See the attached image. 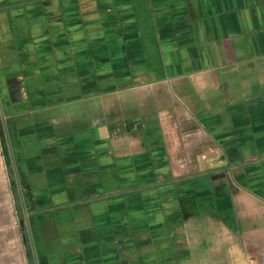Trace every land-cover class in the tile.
<instances>
[{
	"label": "crops",
	"instance_id": "0c3cea01",
	"mask_svg": "<svg viewBox=\"0 0 264 264\" xmlns=\"http://www.w3.org/2000/svg\"><path fill=\"white\" fill-rule=\"evenodd\" d=\"M0 102V264H264V0H0Z\"/></svg>",
	"mask_w": 264,
	"mask_h": 264
},
{
	"label": "rangeland",
	"instance_id": "374dc122",
	"mask_svg": "<svg viewBox=\"0 0 264 264\" xmlns=\"http://www.w3.org/2000/svg\"><path fill=\"white\" fill-rule=\"evenodd\" d=\"M0 128H1L2 132L4 133L5 132V124L3 121V108H2L1 102H0Z\"/></svg>",
	"mask_w": 264,
	"mask_h": 264
},
{
	"label": "trees",
	"instance_id": "16d2710c",
	"mask_svg": "<svg viewBox=\"0 0 264 264\" xmlns=\"http://www.w3.org/2000/svg\"><path fill=\"white\" fill-rule=\"evenodd\" d=\"M0 132H2L1 128H0ZM28 257H30V251L28 250Z\"/></svg>",
	"mask_w": 264,
	"mask_h": 264
}]
</instances>
